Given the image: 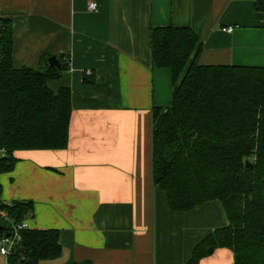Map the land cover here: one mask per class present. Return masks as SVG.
<instances>
[{
  "label": "crops",
  "instance_id": "0c3cea01",
  "mask_svg": "<svg viewBox=\"0 0 264 264\" xmlns=\"http://www.w3.org/2000/svg\"><path fill=\"white\" fill-rule=\"evenodd\" d=\"M259 1L0 0L15 69L37 68L44 55L68 64L47 83L71 93L67 147L15 151L14 169L0 176L4 204L33 203L26 228L59 232L60 258L41 264H186L200 241L228 225L218 201L172 212L153 185L152 109L171 106L172 82L169 69L152 65L149 34L189 28L202 44L200 65L264 68ZM83 77L108 80L110 93ZM199 264H233V254L218 248Z\"/></svg>",
  "mask_w": 264,
  "mask_h": 264
},
{
  "label": "trees",
  "instance_id": "16d2710c",
  "mask_svg": "<svg viewBox=\"0 0 264 264\" xmlns=\"http://www.w3.org/2000/svg\"><path fill=\"white\" fill-rule=\"evenodd\" d=\"M254 8L264 12V1ZM12 36L11 21L0 18V176L14 169L15 151L64 150L71 113L69 88L47 86L68 64L59 57L60 69L50 67L44 55L37 68L15 69ZM149 48L152 65L169 69L172 82L171 106L152 109L153 185L172 212L216 200L228 221L194 247L186 264L218 248L231 250L233 264H264V68L200 65L202 44L189 28H152ZM82 83L110 93L106 79ZM1 193L0 184V240L34 210L31 201L4 204ZM19 235L7 264L60 258L57 230L25 228Z\"/></svg>",
  "mask_w": 264,
  "mask_h": 264
},
{
  "label": "built area",
  "instance_id": "2783aa9c",
  "mask_svg": "<svg viewBox=\"0 0 264 264\" xmlns=\"http://www.w3.org/2000/svg\"><path fill=\"white\" fill-rule=\"evenodd\" d=\"M87 9L95 10L96 9L95 3L93 2L88 3ZM231 30H232L231 28L225 29V31L227 32H230ZM85 75L89 76L91 75V73L87 71L85 72ZM25 228H26V225L24 224V222L18 225H13L11 235H8V237L4 236L0 240V256L1 257H4L6 259L10 255L12 249L21 242L19 231Z\"/></svg>",
  "mask_w": 264,
  "mask_h": 264
},
{
  "label": "water",
  "instance_id": "95a60500",
  "mask_svg": "<svg viewBox=\"0 0 264 264\" xmlns=\"http://www.w3.org/2000/svg\"><path fill=\"white\" fill-rule=\"evenodd\" d=\"M48 65H49L50 67H53V68H56V69H60V66H59L58 60L56 59L55 56H52V57H50V58L48 59ZM246 166H247V167H250V164H249L248 162H246ZM6 237H8V235H6ZM210 251H211V250L209 249V252H210Z\"/></svg>",
  "mask_w": 264,
  "mask_h": 264
}]
</instances>
